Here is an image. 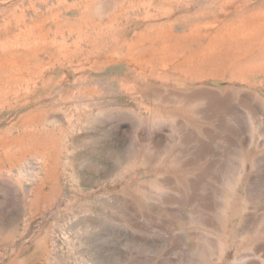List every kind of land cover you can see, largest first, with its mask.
I'll use <instances>...</instances> for the list:
<instances>
[{
  "label": "rangeland",
  "instance_id": "1",
  "mask_svg": "<svg viewBox=\"0 0 264 264\" xmlns=\"http://www.w3.org/2000/svg\"><path fill=\"white\" fill-rule=\"evenodd\" d=\"M0 264H264V0H0Z\"/></svg>",
  "mask_w": 264,
  "mask_h": 264
}]
</instances>
